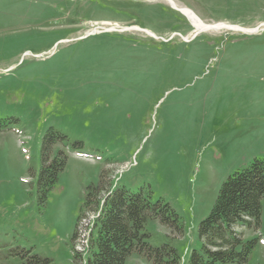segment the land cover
I'll use <instances>...</instances> for the list:
<instances>
[{
  "label": "rangeland",
  "instance_id": "obj_1",
  "mask_svg": "<svg viewBox=\"0 0 264 264\" xmlns=\"http://www.w3.org/2000/svg\"><path fill=\"white\" fill-rule=\"evenodd\" d=\"M172 1L0 0V264H72L104 170L176 212L177 237L155 219L145 228L187 264L223 181L264 157V0ZM181 7L257 29L200 30ZM49 129L50 159L66 160L43 199ZM261 204L259 230L242 229L258 238L244 264H264ZM125 264L152 263L133 252Z\"/></svg>",
  "mask_w": 264,
  "mask_h": 264
},
{
  "label": "trees",
  "instance_id": "obj_2",
  "mask_svg": "<svg viewBox=\"0 0 264 264\" xmlns=\"http://www.w3.org/2000/svg\"><path fill=\"white\" fill-rule=\"evenodd\" d=\"M53 134L49 129L42 139L37 186L43 199L66 160L62 151L50 159ZM263 197L264 157H255L221 184L209 213L198 224L200 245L190 251L187 264L246 263L258 238L246 239L242 229L259 230ZM91 214L86 252L73 251L72 264H125L133 252L152 264H180L174 246L169 242L151 244L145 228L148 220L155 219L169 229L171 237L182 233L180 219L167 203L152 202L141 190L111 187L108 171L104 170L97 186L87 188L77 221ZM76 238L77 225L72 244ZM41 261L34 256L28 264Z\"/></svg>",
  "mask_w": 264,
  "mask_h": 264
},
{
  "label": "bare ground",
  "instance_id": "obj_3",
  "mask_svg": "<svg viewBox=\"0 0 264 264\" xmlns=\"http://www.w3.org/2000/svg\"><path fill=\"white\" fill-rule=\"evenodd\" d=\"M172 1V0H171ZM172 3L176 6V4L172 1ZM181 10L183 11L184 14L188 16L192 24L194 25L195 28L200 29V30H206L209 28H228V29H234V30H242V31H248V32H255L257 28H244L240 27L238 25H232L228 23H204L202 22L199 18H197L194 13L189 11L187 8L181 7ZM113 26H107V28H112Z\"/></svg>",
  "mask_w": 264,
  "mask_h": 264
},
{
  "label": "built area",
  "instance_id": "obj_4",
  "mask_svg": "<svg viewBox=\"0 0 264 264\" xmlns=\"http://www.w3.org/2000/svg\"><path fill=\"white\" fill-rule=\"evenodd\" d=\"M93 214L88 215L86 217H82V224L83 226L80 227V225L78 226V241H79V246L77 249V251L79 252H83L86 247H87V239H88V233H89V224H90V220L93 218Z\"/></svg>",
  "mask_w": 264,
  "mask_h": 264
},
{
  "label": "flooded vegetation",
  "instance_id": "obj_5",
  "mask_svg": "<svg viewBox=\"0 0 264 264\" xmlns=\"http://www.w3.org/2000/svg\"><path fill=\"white\" fill-rule=\"evenodd\" d=\"M170 1V4L172 5V6H174V7H176L173 3H172V1L171 0H169ZM180 12H182L181 10H180ZM183 13V12H182ZM184 14V13H183Z\"/></svg>",
  "mask_w": 264,
  "mask_h": 264
}]
</instances>
